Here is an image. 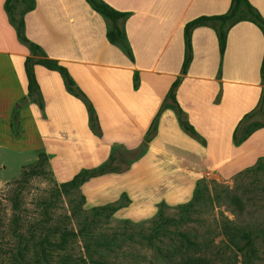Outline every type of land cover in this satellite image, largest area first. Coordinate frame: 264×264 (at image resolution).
Wrapping results in <instances>:
<instances>
[{
    "label": "crops",
    "instance_id": "crops-1",
    "mask_svg": "<svg viewBox=\"0 0 264 264\" xmlns=\"http://www.w3.org/2000/svg\"><path fill=\"white\" fill-rule=\"evenodd\" d=\"M102 1L131 13L123 27L133 62L119 46L107 41L106 22L85 0H35V7L23 18L26 39L66 68L92 103L100 134L89 128L84 104L66 91L58 72L34 65L40 104L37 96L36 100L28 96L24 62L29 52L18 38L14 49L0 46L1 146L12 145L15 134L21 138L34 135L32 145L43 152L61 151L57 145L75 143L81 151L104 148L105 154L112 143L132 150L143 144L156 118V132L128 171L139 168L141 172L143 162L150 158L143 174L152 172L147 178L159 180L168 176L169 171L158 174L150 165L153 154L156 159H167L168 167L183 169L178 184L164 188L166 200L186 196L188 184L197 180L203 169L229 175L264 158V125L239 142L233 137L241 119L255 109L262 94L264 40L260 30L250 22L233 24L221 56L215 31L195 27L191 33L193 56L187 72L181 75L185 22L224 14L230 0ZM248 1L264 16V0ZM4 4L5 0H0L1 21L13 28ZM177 77L181 82L175 89L176 102L196 128L198 138L180 127L171 108H161L163 103H172L167 95ZM122 191L129 194L128 190L118 193Z\"/></svg>",
    "mask_w": 264,
    "mask_h": 264
},
{
    "label": "rangeland",
    "instance_id": "rangeland-1",
    "mask_svg": "<svg viewBox=\"0 0 264 264\" xmlns=\"http://www.w3.org/2000/svg\"><path fill=\"white\" fill-rule=\"evenodd\" d=\"M0 26V46L16 48L14 25L7 28L0 18ZM16 123L14 116L15 130ZM14 136L12 145H0V264H264V167L229 175L203 169L186 196L166 200L164 188L176 186L184 170L153 154L150 165L168 176L147 178L153 173L142 171L150 158L141 172L128 171L143 154L142 143L132 150L112 143L106 154L76 143L43 152L32 145L34 135ZM112 151L117 164L130 163L127 170L63 188ZM258 162L264 166V158ZM105 205L118 209L98 214Z\"/></svg>",
    "mask_w": 264,
    "mask_h": 264
},
{
    "label": "trees",
    "instance_id": "trees-1",
    "mask_svg": "<svg viewBox=\"0 0 264 264\" xmlns=\"http://www.w3.org/2000/svg\"><path fill=\"white\" fill-rule=\"evenodd\" d=\"M13 0H5V10L7 11V14L9 15L12 24L14 25V28L16 30L18 38L23 42L27 44L29 56L26 57L24 62V71L27 79V91L28 96L31 98L33 97V93H35V100L38 97V84L35 78L34 74V65L40 64L45 66L46 69L53 70L59 73V75L62 78L64 87L66 91H68L73 96L77 97L82 101L84 104L87 115H88V122H89V128L92 129L93 133L96 135H99L101 132V129L98 124L97 115L95 113V109L90 102V100L86 97L83 90H81L78 85L75 83L74 79L69 75L66 68L63 66H60L57 61L50 59L43 51V49L33 42H29L26 37L23 34V28H24V15L26 13L30 12L35 7V0H20L19 6H16L12 2ZM87 4L90 6V8L95 11L98 14H101L102 17L106 21L107 30H106V38L107 41L110 43H113L117 46H119L123 52L126 53V56L133 62V52H131V48L127 42L125 31H124V23L128 17L131 16V13L129 12H123L120 10H117L113 7H111L109 4H106L102 0H85ZM19 7V11L17 10ZM21 9V10H20ZM17 10V11H16ZM19 15V18H16V15ZM239 22H250L254 24L263 35L264 40V16L261 15L260 12L255 9L248 0H230V4L228 9L224 12V14L220 15H213V16H198L196 18H192L185 22V25L183 27V40H184V51L185 55L183 56V62L181 65V75H185L187 72V68L191 62L193 51H192V44H191V33L192 30L197 26H207L212 28L215 31V35L218 42V49L221 53V56L224 55V49L226 45V36L228 29L235 23ZM134 83L137 82V74H134ZM260 79L261 83L263 84V90L262 94L259 97V101L257 103V106L253 111L246 114L241 121L239 122L237 126V130L235 131V134H233L234 140L236 142H239L246 138L248 135H250L253 131L258 129L259 127H262L264 125V56L261 61L260 66ZM181 82V77H177L174 82L172 83L170 87V91L167 95V98L171 100V104L163 103L161 108H171L178 119L180 127L185 131L188 132V134L196 136L198 138V133L196 128L193 127L192 124L189 123L187 120L186 114L182 111L178 103L176 102L175 95H176V88L178 87L179 83ZM37 96V98H36ZM258 116L260 117L259 121H252L249 123V119ZM156 118L153 119L151 122V125L149 126V130L144 136V142L143 147L145 146V143L149 141V139L153 136V134L156 132ZM143 151V150H142ZM260 161V160H259ZM130 163H125V165L120 166L117 164L114 160L113 151L110 153L109 158L103 162L101 165L94 169H88V170H79L76 172L68 181L67 183L63 184V188L68 187L70 185H77L82 184L85 181L101 176L104 174H107L108 172L113 171H120L123 172L127 170ZM256 167H250L246 170L242 171V174L250 173L252 171H257L263 169L264 166L260 164L259 162L256 163ZM240 173V174H241ZM193 202H189L187 205L192 204ZM116 209H118L117 206H111V205H105L104 207H101L98 211V214H101V212L107 211L109 213L114 212ZM162 216L161 211L159 210V217ZM158 226H163V224H157ZM160 228V227H158ZM183 237V235H181ZM184 238V237H183ZM149 239V238H148ZM187 239V238H186ZM230 239L233 241L234 239L230 237ZM188 242L194 243L191 240L187 239ZM22 260V259H21ZM16 264H23L21 261L17 262ZM32 264H41L32 262ZM175 264H191L189 262H177Z\"/></svg>",
    "mask_w": 264,
    "mask_h": 264
}]
</instances>
